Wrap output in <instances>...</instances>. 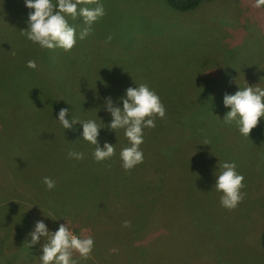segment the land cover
<instances>
[{"label":"rangeland","instance_id":"rangeland-1","mask_svg":"<svg viewBox=\"0 0 264 264\" xmlns=\"http://www.w3.org/2000/svg\"><path fill=\"white\" fill-rule=\"evenodd\" d=\"M99 3L106 15L83 40V18L68 17L77 43L66 52L42 49L22 35L32 11L25 0H0V264H41L44 238L30 243L38 220L53 232L68 221L74 234L94 238L88 259L73 254L77 264H264V117L249 137L223 122L226 92L246 83L264 87V7L254 8V0L202 1L185 11L165 0ZM28 60L37 68H28ZM140 83L166 108L155 128L144 129L140 145L153 165L146 160L132 168L126 182L138 189L132 195L95 202L90 193L107 194L97 178L106 160L94 159L82 123L63 129L59 110L68 108L69 120L104 126L99 144H114L121 163L109 173L126 181L120 151L130 143L124 129H109L105 105L111 96L122 107L119 98ZM171 109L177 120L186 113L192 147L154 144L171 129ZM69 151L84 159L69 158ZM233 161L246 196L229 210L215 181L219 165ZM45 176L56 182L53 189Z\"/></svg>","mask_w":264,"mask_h":264},{"label":"clouds","instance_id":"clouds-1","mask_svg":"<svg viewBox=\"0 0 264 264\" xmlns=\"http://www.w3.org/2000/svg\"><path fill=\"white\" fill-rule=\"evenodd\" d=\"M88 5L96 6L88 7ZM25 6L32 11L28 13V27L22 30V35L42 49L62 48L66 52L71 51L77 43L76 28L69 24L68 17L83 18L86 27L79 33V39L83 40L92 32L93 23L106 15L105 8L99 0H56L55 3L53 0H25ZM252 6L261 8L264 6V0H254ZM111 39V36L107 38L108 41ZM11 54L16 55L14 50ZM27 67L36 69V61L28 60ZM119 99L123 101L122 107L114 104L111 96L106 98L105 107L112 117L108 125L109 129L115 132L124 129V135L130 143V146L120 151L122 167L128 171L143 162L144 154L140 145L144 142V129L155 128L156 118H165L166 108L160 96L146 83H140L135 87L129 86L126 94ZM223 104L230 109L224 115L223 122L229 125L235 123L241 135L249 137L251 131L259 125L260 119L264 117V87L246 83L234 94L226 92L223 96ZM68 112V108H60L57 119L63 129H73L77 121L82 123V138L95 145L93 157L97 162L108 160L116 154L114 144L107 141L104 142L103 147L99 144L98 136L104 126L91 119L69 120L66 118ZM203 144L210 145L207 140ZM68 156L77 160L84 159L83 152L69 151ZM219 168L215 189L222 193L221 206L233 210L246 196V193L241 191L245 187V178L237 171L235 161L224 162ZM43 183L49 190L56 186V182L47 176L43 178ZM123 226L131 227V221L125 220ZM30 235L31 245L38 243L41 237L44 238V243L41 244V264H77L73 259L74 253H78L83 259H88L94 248V238L84 235L83 231L80 235L74 234L68 221L66 224L61 223L53 232L43 220H38Z\"/></svg>","mask_w":264,"mask_h":264},{"label":"trees","instance_id":"trees-1","mask_svg":"<svg viewBox=\"0 0 264 264\" xmlns=\"http://www.w3.org/2000/svg\"><path fill=\"white\" fill-rule=\"evenodd\" d=\"M165 1L170 7L174 8V9H177V10H180V11H185V10H190V9L195 8L202 1H210V0H165ZM262 7H264V6H262ZM185 111L188 113L190 111V108L187 107V109ZM168 112H169V115L167 116L168 120H166V122H167L168 125L169 124L171 125V129H168V131L166 133H164V137L167 136V138L162 137V139H164V141L160 142V140H159L157 142H154V144H158L160 146L162 143L165 144L167 142H173V144L179 143V145L185 146V143L187 141L189 142L190 136L193 133L192 127H190V130H189L188 126L183 121L184 118H185L184 115L186 113L183 114V117H182L183 120L181 121V120H177L176 117L174 115H172L173 109H171V111H168ZM1 120H2V118H1ZM2 123L3 122H1V124ZM158 135L161 137V134H158ZM186 144L188 145V143H186ZM189 144H190V147H192L193 141H192V143L189 142ZM201 146H203V140L201 141ZM196 150H197V146L195 147V151ZM191 152H192V150L190 151V153ZM116 157H117V154H115L111 158V160H109V159L106 160V162H104L102 164L101 170H99V172H98V177H97L98 178V182L100 180V177H99V174H100L101 175V179H102V183L106 182L107 194H104L105 196H100L97 193L96 194L95 193H90L91 196L96 197L97 201H95V202H98L99 199H105L106 197H109L110 195H112V196H114L116 198H119V197L121 198V197H123L125 195H129L130 196L136 190H138L135 186L128 187L129 185L126 184V182L130 180V178H131V176L133 174L132 169L128 170V171L125 170L126 173L124 175L129 176L128 180H126V181L123 180V179L114 178V176L112 174H110L111 170L112 171H114V170H118L119 171V167H121V166H119L121 163L118 162V161H115ZM146 160L148 161L149 166L153 165L151 159L144 154V160H143L142 163L137 165L138 168H140L139 166L142 167L143 165H145V161ZM109 165L111 166V168H109ZM103 166H104V169H103ZM115 167H117V168H115ZM139 173L142 175V172H139ZM142 176L145 177L146 176L145 173ZM116 183H117V185L115 186ZM131 217H134V216L131 215ZM149 240H152V239H149ZM260 244H261L262 249L264 250V229L261 231V234H260ZM23 264H27V263H23Z\"/></svg>","mask_w":264,"mask_h":264}]
</instances>
